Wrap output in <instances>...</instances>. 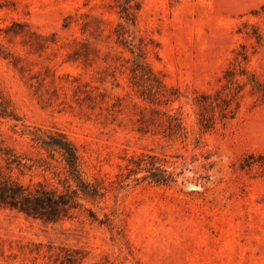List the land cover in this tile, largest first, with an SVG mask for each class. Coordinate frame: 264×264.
Instances as JSON below:
<instances>
[{"label":"rangeland","instance_id":"1","mask_svg":"<svg viewBox=\"0 0 264 264\" xmlns=\"http://www.w3.org/2000/svg\"><path fill=\"white\" fill-rule=\"evenodd\" d=\"M0 101L13 178L64 189L38 128L102 192L55 222L0 207V264H264V0H0Z\"/></svg>","mask_w":264,"mask_h":264},{"label":"trees","instance_id":"2","mask_svg":"<svg viewBox=\"0 0 264 264\" xmlns=\"http://www.w3.org/2000/svg\"><path fill=\"white\" fill-rule=\"evenodd\" d=\"M126 18L129 12L125 11ZM0 115L11 116L14 113L10 110L5 101H0ZM34 138L43 145L56 150L61 156L65 177H63L64 189L52 188L42 182L36 184H24L17 178H13L11 171L12 165L20 164V158L12 149L0 147V158L4 165L0 163V207L14 209L27 216L43 219L45 221H58L70 218L80 207V195L90 199H97L102 196L100 188L81 177L79 166V154L74 143L60 132H41L38 128L29 131ZM144 158H139L137 166H140ZM149 167H145L146 174L143 178L152 181L166 183L173 177V172L156 165L155 161L149 162ZM140 168V167H139ZM69 180L75 182L71 186ZM75 249L59 255L55 262L58 264H79L82 257Z\"/></svg>","mask_w":264,"mask_h":264}]
</instances>
